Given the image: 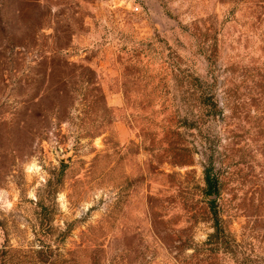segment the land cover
<instances>
[{
  "label": "rangeland",
  "instance_id": "1",
  "mask_svg": "<svg viewBox=\"0 0 264 264\" xmlns=\"http://www.w3.org/2000/svg\"><path fill=\"white\" fill-rule=\"evenodd\" d=\"M244 254L264 260V0H0V264Z\"/></svg>",
  "mask_w": 264,
  "mask_h": 264
},
{
  "label": "trees",
  "instance_id": "2",
  "mask_svg": "<svg viewBox=\"0 0 264 264\" xmlns=\"http://www.w3.org/2000/svg\"><path fill=\"white\" fill-rule=\"evenodd\" d=\"M208 58V57H207ZM209 60V58H208ZM137 70L134 68H125L122 74V87L125 89L126 94L130 92L133 93L134 87L137 83L142 80L141 76L137 75ZM193 80H206L203 77H196L193 74L191 75ZM146 77V76H144ZM153 79V78H152ZM200 82V124L201 120L206 122L210 116L218 112V101L214 94L208 91V88H204V85H207V81ZM143 81V80H142ZM201 127V126H200ZM202 129H200V132ZM202 194L208 199V209L211 215L212 228L213 232L209 235L206 245L211 247L208 249L209 255L213 257H207L204 261H210L211 259L218 258L216 253L219 252V249L223 246H226L228 243V235L224 226V220L221 215V208L218 202V198L221 195V176L216 170L215 162L212 157H209L206 160L204 167V186L202 189ZM220 244V245H219ZM240 264H264V260L259 257L255 260L250 257V255H242Z\"/></svg>",
  "mask_w": 264,
  "mask_h": 264
}]
</instances>
